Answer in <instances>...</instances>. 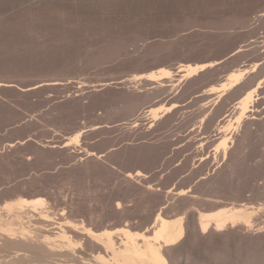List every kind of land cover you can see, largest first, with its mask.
Listing matches in <instances>:
<instances>
[{
	"label": "rangeland",
	"instance_id": "1",
	"mask_svg": "<svg viewBox=\"0 0 264 264\" xmlns=\"http://www.w3.org/2000/svg\"><path fill=\"white\" fill-rule=\"evenodd\" d=\"M174 1L0 0V209L45 199L51 235L65 219L94 232H151L158 213L182 216V239L164 248L169 264H264V88L226 157L217 124L236 116L233 102L258 72L218 105L206 92L264 65V0ZM181 61L216 65L178 83ZM160 68L173 75L163 86L140 79ZM172 104L158 120L145 115ZM214 204L252 208L251 225L201 231L198 213ZM31 211L23 225L45 233ZM69 232L89 263L107 257ZM2 243L5 262L18 248Z\"/></svg>",
	"mask_w": 264,
	"mask_h": 264
},
{
	"label": "bare ground",
	"instance_id": "2",
	"mask_svg": "<svg viewBox=\"0 0 264 264\" xmlns=\"http://www.w3.org/2000/svg\"><path fill=\"white\" fill-rule=\"evenodd\" d=\"M175 1L177 4L185 5L184 2L186 0ZM261 12L262 13L259 15L260 17L264 16V9ZM258 56H260L261 61L262 59L264 60V51ZM214 65H216V63L213 62L191 64L181 61L176 67V71L179 73V79L176 81L181 83L186 79L194 78L199 73L208 68H212ZM261 65L253 64L249 69L241 68L230 72L218 85H211L206 89L208 94L214 95L211 100L214 104L218 105V102L227 91H231L243 83L246 75L250 74V72H258V74L255 73L257 76L255 75L254 77L255 84L253 87L246 90L240 98L233 102L232 107L233 111H236V116L226 112L217 124V130L222 136L216 146V152L221 150L224 157L227 156L228 150H230L229 144L232 142V133L234 134L235 131H238L237 129L247 117L246 113L250 112L249 108L253 105L255 98L259 96L258 91L264 88V71L262 69L264 65ZM172 76V72L169 69L160 68L155 72L141 75L140 79H144L149 84L159 83L163 86L162 81L171 80ZM176 106L177 105L172 104L166 107H148L144 112L146 116H149L155 121L163 115L171 113ZM81 134V132L76 133L68 142L63 143V146H70V143L78 144ZM242 139H245V137ZM177 194L182 196L184 195V191L180 190ZM27 209H31L34 213L39 215L40 223H43V225H40L43 226L42 229L45 230V233L43 232V234L40 233L41 235H36L29 230L28 227L23 225L22 215ZM253 212L252 208L250 210L246 208L245 205L229 206L226 204H216L210 208L208 212L198 213L199 229L203 232H209L208 230H211V228L219 231L228 226L233 227L235 225H243L248 228V226L251 225ZM2 213H4L6 217L3 216ZM58 223L59 224L56 225L58 229H55V227L53 228L55 229L54 231L57 230L58 232L52 235L48 234L51 232H47V230L49 231L48 227L52 223L47 211V203L43 198H21L14 202L4 204L0 209V238L4 240L2 246H17L18 249L16 252H12L13 255H8L4 258L6 261L3 262L5 264H92L82 257L81 251L77 252V249L81 250L80 248L83 247L79 241H76L77 238L75 240L72 238L69 234L70 230L71 232H77L87 237L97 244V246H101L102 249H104L107 253V257L101 254L97 255V264H169L164 248L179 242L183 235L182 216L166 219L160 213L155 216L151 232H133L127 227H120L114 230L104 229L100 232H94L86 225H82V223L77 225L66 219L61 223L58 221ZM51 229L52 228H50V230ZM65 229H67L69 233ZM40 231L41 230H39V232ZM114 235L120 236V241L118 243L114 241ZM89 245L91 246V244ZM4 248L7 249L10 247ZM3 262L1 264H4Z\"/></svg>",
	"mask_w": 264,
	"mask_h": 264
}]
</instances>
